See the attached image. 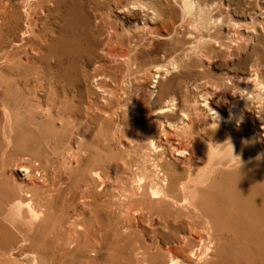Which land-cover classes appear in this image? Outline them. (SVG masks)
Here are the masks:
<instances>
[{
    "label": "rangeland",
    "instance_id": "obj_1",
    "mask_svg": "<svg viewBox=\"0 0 264 264\" xmlns=\"http://www.w3.org/2000/svg\"><path fill=\"white\" fill-rule=\"evenodd\" d=\"M0 53V264H264V0H0Z\"/></svg>",
    "mask_w": 264,
    "mask_h": 264
},
{
    "label": "bare ground",
    "instance_id": "obj_2",
    "mask_svg": "<svg viewBox=\"0 0 264 264\" xmlns=\"http://www.w3.org/2000/svg\"><path fill=\"white\" fill-rule=\"evenodd\" d=\"M29 27H30V26H29ZM29 27H28V28H29ZM253 27H254V26H253ZM82 29H83V28H82ZM24 31H25V30H24ZM27 31H28V30H27ZM31 31H32V30H31ZM73 31H74V30H73ZM28 33H29V32H28ZM31 33H32V32H31ZM22 35H23V34H22ZM25 35H26V34H25ZM29 35H30V34H29ZM29 35H28V36H29ZM65 35H66V34H65ZM23 38H24V37H23ZM63 39H64V38H63ZM68 39H69V38H68ZM69 40H70V39H69ZM22 41H23V40H22ZM65 41H66V40H65ZM10 43H11V42H10ZM16 44H17V43H16ZM20 44H21V43H20ZM30 44H31V43H30ZM30 44H29V45H30ZM96 44H97V43H96ZM14 45H15V44H14ZM15 46H16V45H15ZM24 46H25V45H24ZM30 46H31V45H30ZM30 46H28V47H30ZM80 46H81V45H80ZM32 47L34 48V46H32ZM64 47H65V46H64ZM12 48H13V47H12ZM23 48H24V47H23ZM25 48H26V47H25ZM33 48H31V49H33ZM35 48H37V46H36ZM78 48H79V47H78ZM3 49H4V48H3ZM26 49H27V48H26ZM71 49H72V48H71ZM5 50H6V48H5ZM7 50H8V49H7ZM34 50H35V49H34ZM37 50H38V49H37ZM78 50H79V49H78ZM28 51H29V50H28ZM32 51H33V50H32ZM55 51H56V50H55ZM123 51H124V50H123ZM16 52H17V51H16ZM23 52H24V51H23ZM69 52H70V51H69ZM1 53H2V52H1ZM1 53H0V54H1ZM6 53H7V52H6ZM9 53H10V52H9ZM9 53H8V55H9ZM63 53H64V52H63ZM76 53H77V52H76ZM27 54H28V53H27ZM4 55H5V53H4ZM71 55H73V54H71ZM15 56H16V55H15ZM55 56H56V55H55ZM1 58H2V54H1ZM4 58H5V57H4ZM13 58H14V57H12V59H13ZM18 58H19V57H18ZM18 58H16V59L18 60ZM5 59H6V58H5ZM59 59H60V58H59ZM62 59H63V57H62ZM61 62H62V61H61ZM61 62H60V63H61ZM74 62H75V60H74ZM23 64H24V63H22V65H23ZM31 64H32V63H31ZM31 64H30V65H31ZM103 77H104V76H102V78H103ZM99 78H100V77H99ZM97 79H98V78H97ZM27 80H28V79H27ZM96 84H97V83H96ZM6 88H7V87H6ZM7 89H8V88H7ZM7 89H6V90H7ZM114 92H115V91H114ZM110 93H111V92H110ZM110 93H109V95H110ZM107 94H108V93H107ZM115 94H116V93H115ZM110 96H111V95H110ZM13 99H14V98H13ZM26 100H27V99H26ZM28 100H29V99H28ZM29 101H30V100H29ZM13 102H14V101H13ZM16 102H17V101H16ZM9 103H10V102H9ZM15 104H17V103H15ZM15 104H14V106H15ZM109 104H110V102H109ZM112 104H113V103H112ZM31 105H32V104H31ZM10 106H11V105H10ZM15 107H16V106H15ZM14 109H15V108H14ZM50 109H51V108H50ZM9 110H10V109H9ZM47 110H48V109H47ZM189 119H190V118H189ZM192 121H193V120H192ZM192 123H193V122H192ZM193 125H194V124H193ZM148 126H149V125H148ZM189 126H190V125H189ZM191 127H192V126H191ZM191 127H190V128H191ZM137 128L139 129V127H137ZM142 128H143V127H142ZM149 128H150V127H149ZM140 130H141V129H140ZM143 130H144V129H143ZM143 130H142V131H143ZM147 130H148V129H147ZM178 149H179V148H178ZM176 150H177V149H176ZM177 151H178V150H177ZM162 152H163V151H162ZM179 152H180V151H179ZM188 160H189V159H188ZM201 162H202V161H201ZM198 165H199V164H198ZM205 165H206V164L203 165L204 168H205ZM190 166H191V165H190ZM190 166H188V167H190ZM193 166H194V165H193ZM195 166H196V165H195ZM200 166H201V165H200ZM23 168H24V167H23ZM191 168H192V166H191ZM194 168H195V167H194ZM24 169H25V168H24ZM223 169H225V168H223ZM21 170H23V169H21ZM189 170H190V168H189ZM192 170H193V169H192ZM225 170H226V169H225ZM227 170H228V168H227ZM260 170H261V169H260ZM263 170H264V169H263ZM27 171H28V170H27ZM27 171H26V172H27ZM203 171H204V170H203ZM228 171H229V170H228ZM246 171H247V170H246ZM26 172H25V173H26ZM198 172H199V171H198ZM240 172H241V171H240ZM247 172H248V171H247ZM27 173H28V172H27ZM37 173H38V172H37ZM193 173H194V172H193ZM195 173H196V172H195ZM189 174H190V173H189ZM230 174H231V173H230ZM234 174H235V173H234ZM222 175H223V173H222ZM242 175H243V173H242ZM252 175H253V174H252ZM260 177H261V176H260ZM246 178H247V177H246ZM229 179H230V178H229ZM233 179H234V178H233ZM225 180H226V179H225ZM132 181H133V180H132ZM138 181H139V180H138ZM141 182H142V181H141ZM141 182H140V183H141ZM188 182H190V181H188ZM227 182H228V181H227ZM137 183H138V182H137ZM130 184H131V183H130ZM132 184H133V183H132ZM132 184H131V186H132ZM182 184H183V183H182ZM187 184H188V183H187ZM239 184H240V183H239ZM250 184H251V183H250ZM253 184H254V182H253ZM133 185L135 186L136 183L133 184ZM141 185H142V184H141ZM32 186H33V185H32ZM182 186H183V185H182ZM185 186H186V185H185ZM242 187H243V186H242ZM135 188H137V187H135ZM138 188H139V187H138ZM144 188H145V187H144ZM28 189H29V188H28ZM30 189H31V188H30ZM33 189H34V188H33ZM132 189H133V188H132ZM234 189H235V188H234ZM24 190H25V189H24ZM26 190H27V187H26ZM38 190H40V189H38ZM245 190H246V189H245ZM249 190H250V189H249ZM249 190H248V191H249ZM17 191H19V189H18ZM30 191H32V190H30ZM30 191H29V192H30ZM145 191H146V190H145ZM24 192H25V191H24ZM33 192L36 193L37 190H36V191L34 190ZM33 192H31V193H33ZM38 192H39V191H38ZM31 193H30V194H31ZM43 193H44V192H43ZM145 193H146V192H145ZM237 193H238V192H237ZM33 194H34V193H33ZM141 194H142V193H141ZM233 194H234V193H233ZM235 194H236V193H235ZM146 195H147V194H146ZM143 197H144V196H143ZM245 197H246V196H245ZM147 198H148V197H147ZM147 198H146V199L144 198V199L147 200ZM263 199H264V198H263ZM238 201H239V199H238ZM241 203H242V202H241ZM261 204H262V203H261ZM249 205H250V204H249ZM263 206H264V205H263ZM240 208H241V207H240ZM254 208H255V206H254ZM238 209H239V208H238ZM239 210H241V209H239ZM33 211H34V210H33ZM258 211H259V210H258ZM34 212H36V211H34ZM247 212H249V211H247ZM247 212H246V213H247ZM33 214H34V213H33ZM248 214H249V213H248ZM234 215H235V214H234ZM236 215H237V214H236ZM242 216H243V215H242ZM240 217H241V216H240ZM247 218H248V217H247ZM239 220H240V219H239ZM252 220H253V219H252ZM240 221H241V220H240ZM254 221H255V220H254ZM258 223H259V222H258ZM256 226H257V225H256ZM253 227H254V226H253ZM253 227H252V228H253ZM263 227H264V226H263ZM256 228H257V227H256ZM257 233H258V232H257ZM256 235H257V234H255V236H256ZM258 236H260V235L258 234ZM258 238H259V237H258ZM189 254H190V253H189Z\"/></svg>",
    "mask_w": 264,
    "mask_h": 264
},
{
    "label": "clouds",
    "instance_id": "obj_3",
    "mask_svg": "<svg viewBox=\"0 0 264 264\" xmlns=\"http://www.w3.org/2000/svg\"><path fill=\"white\" fill-rule=\"evenodd\" d=\"M232 154H233V147H232ZM234 155V154H233Z\"/></svg>",
    "mask_w": 264,
    "mask_h": 264
}]
</instances>
